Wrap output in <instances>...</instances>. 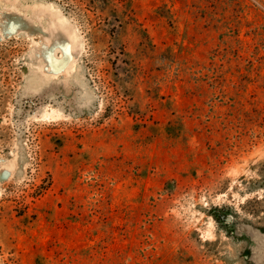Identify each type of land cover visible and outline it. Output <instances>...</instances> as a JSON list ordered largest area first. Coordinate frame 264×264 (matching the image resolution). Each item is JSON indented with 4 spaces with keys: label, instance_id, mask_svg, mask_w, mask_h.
Segmentation results:
<instances>
[{
    "label": "rangeland",
    "instance_id": "obj_1",
    "mask_svg": "<svg viewBox=\"0 0 264 264\" xmlns=\"http://www.w3.org/2000/svg\"><path fill=\"white\" fill-rule=\"evenodd\" d=\"M0 264H264V0H0Z\"/></svg>",
    "mask_w": 264,
    "mask_h": 264
},
{
    "label": "water",
    "instance_id": "obj_2",
    "mask_svg": "<svg viewBox=\"0 0 264 264\" xmlns=\"http://www.w3.org/2000/svg\"><path fill=\"white\" fill-rule=\"evenodd\" d=\"M229 219V218H228Z\"/></svg>",
    "mask_w": 264,
    "mask_h": 264
}]
</instances>
